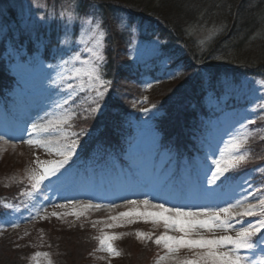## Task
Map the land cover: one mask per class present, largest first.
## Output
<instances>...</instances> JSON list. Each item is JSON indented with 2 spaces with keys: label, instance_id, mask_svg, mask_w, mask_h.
<instances>
[{
  "label": "rangeland",
  "instance_id": "rangeland-1",
  "mask_svg": "<svg viewBox=\"0 0 264 264\" xmlns=\"http://www.w3.org/2000/svg\"><path fill=\"white\" fill-rule=\"evenodd\" d=\"M80 3V0H0V43L10 32H13L18 38L20 34L28 36L29 32L32 34L41 32L38 40L31 41V43L36 42L39 53V55L34 56V63L27 58L25 59L26 62L25 60L24 62L21 61L23 56L28 55L27 52H29L26 45L15 48L8 46L2 52L5 62L9 60L13 62L14 74L23 76L34 93L32 101L33 104L37 105V108L34 109L29 118L33 120L37 117L36 123H44V121L39 120V117L45 116V113H48L46 119L53 121L66 114L57 109L56 104L62 102V97L65 95L62 89H67L69 83L73 84L77 91L83 85L85 91L81 93L94 92V90H89L87 77L83 75L88 69V64L84 62L90 61L91 57L87 49L95 46V41L99 37V31H102V27L93 34L92 30L100 18L98 15L78 13L77 9ZM88 20H92L93 23L87 24ZM126 27L125 34L130 35L133 41L130 47V57L133 63H150L151 60L158 58L164 52L163 49L168 46L160 38L156 28L154 29L148 24L143 25L141 22L135 21L134 24L131 26L127 24ZM214 30L216 31V29ZM214 30L203 31L200 38L203 40L213 38L216 33ZM53 32L57 35V43L45 50V47L49 45L48 38L51 34L53 35ZM42 55L51 56V61L47 62L41 59ZM174 63V60L163 58L160 64V72L156 70L151 75L145 73L143 75H149L150 78H146L141 86H138L133 79L131 87L124 86L123 90L119 91L122 94H125L126 91V94L135 96L138 93L141 94L140 109L144 111L143 114L137 116L136 107L130 110L132 112L128 114V117L133 123L138 122L141 126L134 152L138 155L143 153L148 155V160H154L156 152L162 146L160 144L161 137L155 131L157 121L165 117V115H160V110L170 105L169 102L176 95L177 86L184 81L183 74L179 69L173 67ZM4 65L6 66V63ZM1 70L3 67L0 65ZM76 70L81 72V76L77 79H67L74 75ZM61 76L65 79H61ZM203 89L206 93L204 97L206 107L227 106L230 108L235 104L236 109L227 110L222 115L220 124H214L216 132L210 138L213 146H211L212 149L207 148L205 151L209 158L210 167L205 166L202 169L204 170L203 179L210 194H206L205 199L200 202H188L189 209L187 211L219 210L222 207H228L229 204L236 203L237 200H245L246 197L251 198V202L255 203L256 198L264 197V178H262L264 168L255 174L256 180H253V176L250 174V176L241 179L238 186L232 189L234 191L229 190L232 193L226 195H223L221 191L222 183L220 181H217L216 184H209L207 181L211 178V173L215 171L213 159L220 158L221 152L226 150L233 137L248 136V143L243 150L248 152L249 156L244 164L240 165L238 169L226 173V176L239 170L241 166L251 165L258 159L259 153L256 148L260 145L256 144L264 140V136H257L253 131L257 124L264 119V82L257 78L226 76L215 82L207 81L203 85ZM155 90L162 95L167 94L166 96H169L167 101L159 96L163 101L156 106L161 107V109L143 102ZM17 91L19 89L14 83V92L19 94ZM117 94L118 92L115 93L116 97ZM18 98L20 99V97ZM148 101L152 102V99ZM4 107L5 103L0 108V115L5 112ZM75 108L74 103L68 111L73 112ZM99 109L94 115L96 119L103 115L104 106L99 104ZM36 110H38V114H36ZM200 110L198 104L197 107L185 110V115H190L192 112L195 114ZM82 117L85 118L84 114ZM86 117L87 121L90 120L88 116ZM71 120L69 124L52 127L50 133L47 134L49 138L54 142L59 140L61 143L67 142L64 140L65 133L69 138H72L68 132ZM249 120H253L255 123L249 124ZM21 124L14 130L18 134L2 130L7 128L9 124L0 125V187L4 186L6 189H10V192L20 190V182L23 179L33 173H39L37 158L41 161L60 159L54 154H48L44 149L25 144L24 139H27L25 129L30 130L31 123L23 121ZM1 137L7 140L2 141ZM9 140H14L16 144L6 142ZM84 141L82 140V142ZM253 145L255 147H252ZM75 151L72 159L65 165L64 169H61L63 175L57 174L60 176L59 180L52 177L43 182L49 192L46 201H41L34 210L27 207L24 210L25 215L15 213L8 220L0 222V259L2 261L5 262L9 259L8 263L10 264H20L22 259L28 261L29 264H70L74 260L77 264H147V260L156 253V250L152 246L151 249L147 246L150 243L149 239H138L137 232L151 234L152 239L150 241H154L163 234L176 238L184 236V232L166 228L163 221L152 223L151 218L145 221L143 217H132L131 219L135 220L134 223H128V218L119 221L112 220L111 217L130 211L134 207L125 205L129 200H149L152 204H164L166 208H172L178 204L171 200L163 201L158 193H146L144 191L138 196L127 191L123 193L119 191L117 196H104L98 191H92V185H73L76 180V176L73 174L74 167L80 164L77 150ZM169 154L166 151L161 155L163 163L168 161L166 159L170 158ZM65 181H69V185L66 186ZM72 188L81 192L79 191L80 193L76 196H70L69 194L73 193L70 192ZM66 194L67 196L64 198ZM66 202L99 204L102 207L84 208L82 205L74 207ZM55 205H66V207H55ZM139 210H144L143 205H140ZM148 210L152 211L153 209ZM77 212L80 213L79 216L72 214ZM52 213L57 215H52ZM45 217L47 218L45 219ZM260 218L264 217L237 218L232 223L235 224L236 229H239L247 227L249 223H257ZM115 224L122 226L109 227V225ZM262 233L261 236H264V230ZM104 235L120 237V239L112 241L113 247L120 252L119 256H114L103 250L100 245V238ZM224 235L235 237L236 231L230 230L225 233L219 229L211 231L193 229L190 238L212 239ZM203 251V249L181 248L178 252L171 254L167 260L161 261L159 259V264H177V261L195 258L197 253ZM37 253H47V256H37ZM166 255H168L167 249L163 247L159 257ZM240 255L247 258V264H256V262L264 260V244L256 242L253 249L241 250Z\"/></svg>",
  "mask_w": 264,
  "mask_h": 264
},
{
  "label": "trees",
  "instance_id": "trees-1",
  "mask_svg": "<svg viewBox=\"0 0 264 264\" xmlns=\"http://www.w3.org/2000/svg\"><path fill=\"white\" fill-rule=\"evenodd\" d=\"M80 2L77 12L98 15L102 30H106L105 62L101 73L102 79L106 82V91L98 100V105L104 106L103 115L98 119L94 116L95 112H83V109L94 106L90 102L95 97V91L77 96L75 105L79 104V107L76 106L74 109L76 115L68 129L72 136L70 140L77 141L76 150L80 158L78 159L80 164L74 167V171L84 178H94L95 183L101 186L97 189L107 193L115 191L113 187L119 183L129 187L142 182V178L133 177L136 174L125 175L120 179L115 176L119 174V167L132 168L137 172L128 161V153L137 143L141 127L138 122L133 123L128 114L136 107L137 116L144 112L140 109L141 94L135 96L126 94V91L125 94L119 91L123 90L124 86L131 87L133 79L141 86L146 78H150L149 75L154 74L153 71L160 70L162 59L169 58L171 61L174 60L173 67L179 69L184 78L183 83L177 86L174 99L169 102L170 105L161 109L156 105L163 101L162 98L167 101L169 96L155 90L143 102L156 106L161 109L160 115H165L155 126L162 144L157 152L164 150L171 154L169 162H178L173 171L177 173L179 179L187 177V180L183 178V181H188L186 184L191 187L196 183V178L192 171L187 170L188 166L183 165L185 155L190 160L194 159L198 150L201 152L208 144L206 136L213 130L214 122L230 108L236 109L235 104L230 108L206 107L203 85L207 81L215 82L226 76L251 77L264 82V0H80ZM135 21L156 28L160 38L168 45L163 49L164 52L150 63H133L130 57L133 41L125 31L126 25L131 26ZM211 29H216L213 38L204 40L200 38L203 31ZM25 35L20 34L18 38L10 32L0 43V65L3 67L0 71V107L2 108L4 99L13 103L10 111L17 116L21 114L20 112H25L31 103L28 98L18 101L14 98V83L16 84L14 79H17V76L4 65L7 62L2 52L8 46L15 48L23 45H26L30 55L38 52L36 42L31 41L38 40L41 32L36 34L29 32L28 36ZM48 42L45 50L57 43V35L54 32L48 38ZM145 73L149 75H143ZM19 84L24 94H27L29 91L20 82ZM150 99L152 102L148 101ZM198 104L201 108L198 113L185 115V110L197 107ZM83 114L90 120L83 118ZM9 121L11 120L6 121L3 113L0 115L1 126L7 125ZM253 132L257 136H264V119L257 124ZM85 137L86 139H83ZM256 145H260L256 148L259 153L256 162L231 172L227 176L228 179L222 183L223 189H233L241 179L250 174L253 180H256L255 174L264 168V140ZM147 156L143 155L142 160L146 161ZM152 170L145 168L142 177L149 178ZM174 176L175 174L171 177L175 179ZM31 183L27 177L20 182L21 189L12 192L4 186L0 187V222L8 220L15 213L25 215L24 210L27 207L34 210L41 201L47 200L49 192L46 186L42 183L38 190H33ZM22 196L25 201L21 199ZM154 241L149 240L150 243L147 244L149 249L152 246L156 250V253L147 260V264H158L160 259L163 247L156 245ZM24 260L22 259L20 264H29ZM8 262L9 259L5 262L0 259V264H10ZM70 264L77 263L74 260Z\"/></svg>",
  "mask_w": 264,
  "mask_h": 264
},
{
  "label": "snow or ice",
  "instance_id": "snow-or-ice-1",
  "mask_svg": "<svg viewBox=\"0 0 264 264\" xmlns=\"http://www.w3.org/2000/svg\"><path fill=\"white\" fill-rule=\"evenodd\" d=\"M87 24L91 25L92 20H88ZM102 27L101 22L97 21L95 28L92 30L93 34ZM105 34L106 30L99 31V37L95 41L93 48H88L91 59L85 61L88 64V69L83 73L87 77L89 90L95 91V97L90 102L94 105L90 108L83 109L84 113L99 111L98 100L103 97L106 91V82L102 79V65L105 62ZM79 59V58H77ZM81 76V72L76 70L75 74L69 76L67 79H77ZM61 79H65L61 76ZM110 83V82H107ZM65 95L62 97V102L56 104V108L62 110L65 115L60 116L55 121L52 119H46L48 113L45 116L39 117V120L44 123H33L31 130L27 131V139H24V143L29 146H35L44 149L48 154H54L60 159L51 161H41L37 158V164L40 169L39 173H33L28 177L32 182L31 187L33 190H38L40 185L50 180L52 177H56L57 180L60 176L61 169L65 168V165L72 159L77 147L76 140H70L67 133L64 135L65 143H61L59 140L53 141L47 134L50 133L52 127L56 125H66L76 115L75 112H69L68 109L72 108L76 103L77 96L81 92L85 91L83 85L79 87L77 91L76 87L69 83L67 89H62ZM67 106V107H66ZM79 107V104H76ZM147 111V109H145ZM85 118H87L85 116ZM249 124L255 123L253 120L248 121ZM23 139V137H22ZM248 136L233 137L228 143V146L224 152H221L220 158L213 159L212 163L215 166V171L211 173V178L207 181L209 184H216L217 181L224 183L228 177L225 175L231 170H236L240 165L244 164L248 160L249 153L244 151L245 145L248 143ZM206 194L208 190L205 189ZM25 193H21L24 195ZM31 195L30 193H28ZM129 205L134 206L130 211L122 212L118 216L111 217L114 221H119L124 218H128V223H134L135 220L132 217H143L145 221L151 218L152 223H158L163 221L166 228H171L174 231L184 232V236L176 238L163 234L158 236L154 243L156 245H162L167 249L168 255L161 257V261L167 260L169 256L175 252H178L181 248L187 249H203L202 253H197L193 259H184L177 261V264H247V258L240 255L241 250H251L255 247L253 237L257 236L264 230V218L257 220V223H249L247 227L235 228V224L232 221L237 218L243 217H264V197L256 198V202H251V198L246 197L245 200H237L234 204H229L228 207H222L219 210H208L201 212L183 211L178 207L166 208L164 204H152L149 200H129ZM140 205H143L144 210H139ZM84 208H100L102 205L83 204ZM55 207H66V205H55ZM75 207V205H74ZM148 209H153L149 211ZM79 216L80 213H72ZM52 215H57L52 213ZM47 217H45L46 219ZM121 224L109 225V227H120ZM193 229H207L209 231L214 229L222 230L227 233L230 230H235V237L231 235H224L219 238L206 239L201 237L200 239L190 238V233ZM138 239L146 238L151 240V234L137 232ZM120 239L116 235H104L100 238V245L103 250L108 253L119 256L120 252L117 251L112 244V241ZM257 243L264 244V236H261ZM37 256L47 253H37ZM159 264V262H158ZM256 264H264V260L256 262Z\"/></svg>",
  "mask_w": 264,
  "mask_h": 264
}]
</instances>
